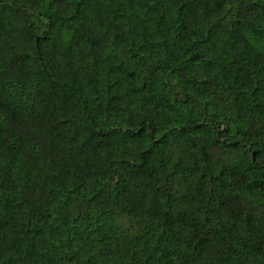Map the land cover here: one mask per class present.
<instances>
[{"label": "trees", "instance_id": "16d2710c", "mask_svg": "<svg viewBox=\"0 0 264 264\" xmlns=\"http://www.w3.org/2000/svg\"><path fill=\"white\" fill-rule=\"evenodd\" d=\"M0 264H264V0H0Z\"/></svg>", "mask_w": 264, "mask_h": 264}]
</instances>
